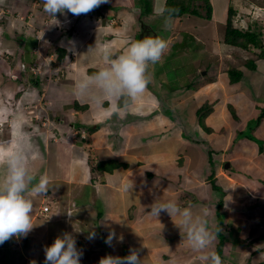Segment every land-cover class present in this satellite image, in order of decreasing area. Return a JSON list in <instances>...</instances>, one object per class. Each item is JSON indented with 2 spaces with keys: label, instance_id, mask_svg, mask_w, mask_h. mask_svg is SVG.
Returning <instances> with one entry per match:
<instances>
[{
  "label": "crops",
  "instance_id": "1",
  "mask_svg": "<svg viewBox=\"0 0 264 264\" xmlns=\"http://www.w3.org/2000/svg\"><path fill=\"white\" fill-rule=\"evenodd\" d=\"M231 1L210 0L212 17L208 23H202L198 18L206 19L205 17L194 14L173 17L174 21L169 31L164 30L168 32L166 37H163L168 43V49L162 60H172L181 54L193 57L188 51L190 47L188 44L191 43L211 47L210 53L206 55L215 61L221 58L223 47L226 50H231V53L234 54L235 46L224 42L227 20L225 31L222 32L220 21H215L216 6L222 2L225 10L230 6ZM236 1L238 3L241 0ZM140 2L143 5L139 4ZM196 2L203 7L204 2L201 0ZM232 2L234 4L235 1ZM150 3L152 5L151 12L150 7L148 8ZM157 3L158 0H108L107 3L101 4L87 14L75 16L66 11L65 14L57 13L55 18L44 12L43 0H41L40 8L37 9L36 14L39 19L35 25L36 29L29 30L28 34L21 36L23 50L27 59L33 60L34 52L44 45L48 43L53 45L59 41L64 45L67 43L66 55L64 51L60 52L58 58L61 61H66L67 57L68 61L78 64L74 69L66 67V70L73 73L74 77H77L76 79L90 75L89 73L92 74L106 63L99 52L101 46H109L112 57L116 58L126 50L131 42L140 37L139 33L144 25L141 20L145 21V13L142 14L144 7H147L148 15H150V17L145 16L150 19L148 24L159 20ZM202 7L200 11L204 16L206 7L205 5L204 9ZM234 8L237 13L235 5ZM193 16L196 17V20L192 18ZM185 18L189 19L185 20ZM235 25L237 26L236 21ZM148 26L150 27V25ZM56 39L59 40L55 41ZM221 40L222 42H220ZM89 48L93 49L88 51ZM39 51L41 52V50ZM231 53L226 54L225 57H230ZM46 57L53 59L55 54L46 52ZM257 57V60L254 61L256 67L252 70H258V72L251 76L248 74L251 68L248 70L246 66L236 67L243 72L242 79L235 82L236 84L231 81V78L224 82L218 75L210 83L204 81V77L201 79L203 83L198 86L197 91L192 92L193 96L196 97L201 91L208 92L216 88H220L223 95L216 96L212 101L205 100V102L210 101L214 104V110L206 116L205 119L208 123L204 122L205 126H198L196 120L197 122L193 125L194 136L191 135L190 130H187L185 118L172 122L170 116L167 115L168 112H164L167 111L164 110L165 107L169 108L163 100L165 97L168 99V93L183 94L182 92L185 91L184 94L188 95L190 88L173 86L171 84L175 81L164 80L161 77L159 79L162 81V88L158 91H151L148 85L142 97L131 104L134 106L130 105L127 108L130 110V114L125 116L122 114L126 109L116 111L107 102L103 104L102 108H95L90 100L75 95L74 86L71 84L69 90L66 91L69 92L68 97H73L74 102L81 100L78 101L80 104L89 106L85 110H76L74 106L67 105V108L72 107L67 112L68 115L73 116L74 121H70L72 118L68 116L70 128L60 131L64 135L74 131L75 135L74 129L77 123H80L78 118L84 125L100 124L99 128L89 136V139H85V142L82 143L72 137L68 140L61 139L59 135L56 142L50 143L46 130L37 121L32 122V115H24L26 114L25 105L21 106L22 110L10 105L9 110L14 113L15 118L22 116L25 122H31L29 125L27 123L24 125V131L29 133V139L33 146L30 153L33 161L29 163V169L34 168L35 171H38L37 169L43 168L42 172L44 173L45 167L47 171L55 172L54 177L57 180H63L61 182L72 186L74 194L80 192L78 198L83 191L86 195L84 199L80 198V200L69 197H66L64 201L61 200L65 207L59 214H55L52 208H47L48 211H45V214L38 215L34 207L31 215L35 226L26 236L19 238L14 236L0 244V264H45L44 249L50 246L57 236L64 232L73 234L78 248L79 243H83L84 239L88 237L89 231L96 232V235H99V240L86 239L88 249L81 256L80 264H99V260L106 255L125 257L130 254V249L138 250L142 264H206L200 258L205 253L195 251L187 239L182 238L183 230L180 231L178 228V217H171L167 212H161L156 219L148 213H150L154 202L174 199L182 208L191 206L195 215H206L210 227L215 230L220 225L219 218H217L220 200L224 199V205L220 210L225 218L223 225H227L226 213L230 211V202L235 199V192L240 194L239 197L242 195V200L236 199L231 204L236 202L235 204H242L244 208L246 204V207H249L248 210L255 215L252 218L247 217L248 224L240 228L241 234L231 223L233 229L238 230V234H235L233 239L237 243L248 241L251 247L253 245L259 247L256 244L261 243L263 246L261 248L264 250V240H262L264 239L262 238L264 236V144L261 147V144L259 146L256 140L246 136L238 141L241 132L238 133L239 131L237 132L234 127L235 121L238 123L241 121L239 126L242 127L251 119L258 117L261 111L259 113L256 111L258 109L256 105H258L257 100L262 96L264 106V94L259 93L264 81V57H261L260 53ZM91 69L93 70L91 71ZM205 71L207 70L205 69ZM166 76L169 75L165 74L163 78ZM176 83L178 84V82ZM35 89L39 92L37 86ZM59 94L60 92L57 90L55 95L59 97ZM40 99V96L37 97L36 94L35 100H31L28 106L34 104V107L39 108ZM191 100L194 102V99ZM241 103L246 108H242L240 112L237 106ZM10 104H12L11 100ZM194 105L195 111L192 114H195L193 116L196 117L199 106L195 102ZM230 105L234 109L236 108L238 120L234 118ZM56 106L58 105L52 107L57 109ZM150 108H155L156 116L151 117ZM255 111L257 116L254 117ZM30 112H34L35 116L38 115L34 108ZM229 112L230 120L226 117L224 121V116ZM133 114L136 118L128 120ZM215 114L220 116L222 121L219 120L215 124L210 123L212 119L214 122ZM139 117L141 122H138L140 123L138 129H135L133 126L136 125L135 121ZM150 119H152L151 122ZM52 123L59 130V121L56 120ZM152 124H154L153 127ZM31 125L33 126L31 127ZM110 125H114L115 129L109 128ZM208 127L211 131L208 130ZM174 130L176 132H172ZM253 130L259 136L258 139L264 141V118ZM112 131H115L113 135ZM10 132L12 136L9 137V141L13 140L14 127L10 129ZM102 134H107V138H104ZM82 135L85 137V134ZM116 135L121 137L119 143L116 141ZM39 137L40 142L37 141ZM110 159L126 163L127 166L119 165L111 171L106 169L100 171L98 162ZM226 161L230 162L232 168H236V173L231 172L236 178L234 180L228 179L229 176L222 175V168L226 169ZM212 170L216 172V181L222 187V191L211 185L209 176ZM238 171L245 172L247 178L244 179ZM66 173L68 177H66ZM0 178L3 177L0 176ZM57 182L59 183V181ZM131 182L133 187L129 190L127 185ZM35 202L34 200V205H36ZM201 202L203 205L196 209ZM211 206L216 208V222L213 215L209 214ZM229 214L231 213L229 212ZM90 224L94 228H89ZM123 226L125 230L121 232L120 229ZM111 231L115 232L116 238L111 242L114 246L108 248L105 241ZM100 237L104 239L102 240ZM231 241L227 238L223 255L220 256L224 263L226 262L224 258L229 254L228 251L232 244L234 246L236 244ZM218 242L219 239L215 235L210 249L205 251L216 252ZM89 248H93V250ZM97 248L102 250L101 255L97 256L94 253ZM78 249L80 250V248ZM231 258L234 256L231 255ZM230 262L233 264L232 261Z\"/></svg>",
  "mask_w": 264,
  "mask_h": 264
},
{
  "label": "rangeland",
  "instance_id": "2",
  "mask_svg": "<svg viewBox=\"0 0 264 264\" xmlns=\"http://www.w3.org/2000/svg\"><path fill=\"white\" fill-rule=\"evenodd\" d=\"M232 1H235L234 4ZM232 1H231L230 6L235 5L237 7V13L234 16V20L236 21L238 28L244 30L248 27V29H253V31H255L256 33L259 32L260 39L262 41L261 48H264V0H241L238 3L236 0H232ZM40 2L41 0H0V108H4L7 110L6 115L0 116V142L9 141L10 139L9 137L12 136L10 129L14 127V122L16 118L14 116V113L11 110H9V106L13 105L18 110H22L21 106L25 105L26 114L24 115L26 116L32 115L33 116L31 117V120L33 119L32 122L37 121L40 124V126L44 130H46V133L48 135V141L50 143L56 142L58 135L61 136L62 139L64 140H68L72 137L73 139L78 140V142L82 143V142H85V139H89V136L94 132L92 129L94 127L92 126L90 127L89 125H84V123L81 122V119L78 118V121H80V123H77L74 129L75 135H74V131L73 133L71 132L68 135H64L61 132L62 130L65 131L68 128H70V121H74L73 116L68 115V112H67L72 107L67 108L66 106L67 105L76 106V102H74V98L73 97L69 98L68 97L69 92L67 93L66 91L69 90V87L71 86V84H73L74 86L77 77H74L73 73H69V71L66 70V67H69L70 69L71 68L74 69L78 63L76 64L74 63V61H68V62L61 61L58 58V54H60L61 51H64V54L67 53L68 44L66 43L64 45V43L60 41L58 43H53V45H51L52 43H48L47 45H44L42 48H39L38 50L34 52L35 56L33 60L27 59L26 53L23 50V42H22L21 36L22 35L25 36L26 34H28L29 30L36 29L35 25L39 22V19L36 17V14H37V9L40 8V4H39ZM230 6H228V8H226L225 10L223 8L222 2H220V4L216 6L215 21H220L221 32L225 31V23L228 17ZM149 7L150 5H148V8ZM202 8L204 9L205 7H202ZM148 14L149 13L145 11L144 20L146 21V25H151L156 31V33L158 34V36L166 37L168 33L166 31H169V28L168 29L164 28L163 18L160 16L159 20L148 24V22L150 21V19L147 18V17H150V15ZM192 18L196 20L195 16H193ZM198 18L199 20H201L202 23L209 22L208 21L209 19L207 18L206 19H202L200 17ZM186 19H189V18H185V20ZM173 21H174V18H173ZM140 39L141 38L139 37L137 40H140ZM58 40L59 39H56L55 41H58ZM220 42H222V40ZM224 42L227 43L225 39H224ZM188 45H190L188 51L189 53H191V55H193V57L185 55V54H181L177 57H174L172 60H166V59L162 60L161 59L155 65L150 66V71L153 73L154 78L152 77V80L149 86H150L151 91H158L160 88H162V85H161L162 81L159 79L161 77L164 80L167 79L169 81H175V83L172 82L171 84L173 86H178V87L187 86L190 88L188 95H186V93L184 94L185 91L182 92L183 94L179 92L168 93V99L170 102L168 101L166 97L165 98L167 100L165 98H163V100L165 101V104L169 106V108H166V107L164 108V110H167L164 112L165 113L168 112L167 115L170 116V119L172 120V122L173 120L174 121L178 119L182 120L183 118H185L186 123H187L186 124L187 130H190L191 135L194 136L193 134L195 132V129H193L194 123L198 121L197 122L198 126L201 125L198 114L196 113L197 115L196 117L193 116L195 114H192L195 111L194 102L199 107L206 105V104L212 105L210 101H212L213 98H215L216 96L220 97L223 95L222 90L220 88H216L215 90H210L208 92L201 91L195 97L193 96L192 92L197 91L198 86H200V84L197 85V83L201 81L203 77H204V81H206L207 83H210L212 82V80H215L217 75L219 76V78H222L224 82L225 81L227 82L228 79L232 78L231 74L229 73V70L237 66H246L248 70L249 68H251V70L248 71V74L251 76L253 73L258 72V70L257 71L252 70L254 68L251 67L250 62L255 61V59L257 60V58H259L257 57V55L260 53V47H257L251 43L249 47L247 48L233 45L235 46L234 54L231 53V50H226L223 47L221 49V52H222V54L220 55L221 58L218 61H215L214 59H209L210 57L206 55L210 53L211 47H208L207 45H203V44H196V43L194 44L191 43ZM39 50H41V52ZM46 52L55 54V57L53 59L46 57ZM69 53H71V51H69ZM228 53H231L230 57H227V56L225 57V55ZM168 59H171V58L168 57ZM166 64L168 65L166 66ZM166 67H167V70H166ZM14 68L17 70L19 68L21 69L25 68L23 75L20 76L21 74L19 75L18 73L19 70L15 72ZM205 69L207 71H205ZM92 70L93 69H91V71ZM220 73H223V74L219 75ZM165 74H168L169 76H166V78H163L165 77ZM35 80H38V82L35 83ZM245 81H247V79H245ZM176 82H178V84ZM234 84L236 83L234 82ZM35 86L38 87L39 92L35 89ZM57 90H59L60 92L59 97L55 95V92ZM259 93L264 94V81L262 82L261 90L259 91ZM36 94H37V97L40 96L41 98L39 100L40 107L39 108L34 107V104H31L30 106H28L31 100H35ZM191 99H194V102ZM206 99H209L210 101L205 102ZM10 100L12 101V104H10ZM78 101H81V100H78ZM257 101H258V105H256V107L258 109L256 111L259 113L260 111L264 110V106L262 102L263 96L260 97V99ZM56 104L58 105L56 106L57 109L52 107ZM131 106H134V105H131ZM243 106L244 105L242 103L239 106H237L240 112L242 108L244 109L246 108ZM33 108L37 110V114H38L37 118L34 117V112L30 113L29 111ZM212 110H214V104L212 106ZM212 110L210 111L209 109L210 113L212 112ZM234 110L236 112V108ZM155 111H156L155 108L154 109L150 108V112L152 115L151 117L157 115ZM228 111H229V108H228ZM256 111L254 113V117L255 115L257 116ZM128 114H130V110L126 109L125 111H123L122 116H125ZM68 116L72 118L70 121L67 120ZM229 116H231L230 112L226 116H224L223 120L225 121L226 117H228L229 119ZM233 116L236 120H238L237 113L233 114ZM135 118L136 116L133 114L129 117L128 120H132ZM152 119H150V122L152 121ZM56 120L59 121L60 123L59 130H57V127L52 123L54 121L56 122ZM138 120L135 121L136 125L133 126L135 129H138V125L140 124L138 122H141L140 117ZM219 120L222 121V118L218 116L217 114H215L214 122L212 119L210 120V123L215 124V122ZM204 122H206V119H204ZM25 123H27L28 125L31 124V122L30 123L25 122ZM239 123H241V121ZM239 123L237 121L234 122L235 130H237V132L239 131L238 133L241 132L238 136V141H240V138H242L243 136H246L249 138L251 135L256 136L257 138L259 137L257 134L254 133V130H253L254 128L257 127V123H258L257 118L251 119L250 122H248L242 127L239 126ZM32 126L33 125H31V127ZM151 126L153 127L154 124H152ZM108 127L109 128L112 127L115 129L114 125H110ZM241 129L243 130L241 131ZM82 132L85 133V137L82 135ZM172 132H176V130ZM114 133L115 131H112V135ZM102 135L104 138H107L108 136L107 134H102ZM115 137H116L117 142L120 141L121 137L119 135H116ZM37 141L39 142L41 141L40 137L38 138ZM257 143L259 144V146L261 144V147H263L262 145L264 144V141L258 140ZM32 161H33L32 156H29L28 168H30L29 163ZM231 168H232L231 166L226 169L222 168V171H223L222 175L229 176L228 179L234 180L236 178H234L233 176L234 174L231 172L236 173V168L234 167L232 169ZM0 170H1L0 176L3 177L4 169L0 167ZM37 170L38 171H35L34 168L29 169L30 173L34 177H36V179L33 180L32 185H35L36 183H38L41 176H46L49 180V190L44 195L33 197V199L36 201L35 202L36 205H34V207L36 208L38 215L42 213L45 214V211H48L47 208H52L55 214H59V212L63 210V207H65L64 203L61 200L64 201L66 197H69L70 199L77 198V200H80V198L81 199L85 198L86 194L84 193V191L81 193V195L78 198V195L80 194V192H76L74 194L72 191L73 190L72 186H69L64 182H61L63 180H57V178L54 177L55 172L51 173L50 171H47L45 167H44V173L42 172L43 168L37 169ZM238 173H240V175L244 179L247 178V175L245 172L238 171ZM65 175L66 177H68L67 173ZM236 176H239V175L236 174ZM57 181H59V183ZM238 195L240 194H237V192H235L234 194L235 199H233L232 201L236 199L242 200V195L241 197H239ZM231 202H230V211L226 213L227 225H222V226H223V230L226 233V237L229 240L231 239L232 240L231 242H234L236 244L235 246L232 244L231 248L233 247V249L232 250L231 248L229 249L228 251L229 254H227L224 258L226 262L224 263V261L222 260L223 264H231L230 261H232L233 264H264V250L262 249L263 246L261 243L256 244L260 248L253 245L255 246V248L252 250L253 246L251 247V245L248 244V241L237 243L235 242V239H233L234 235L238 234V230H239V233L241 234L240 228L248 224L247 217L252 218L255 215V213L250 212L248 210L249 207H246V204L244 208L242 204H235L236 202L234 204H231ZM201 205H203V202L198 204L196 209H199ZM215 209L216 208L211 206L209 214L213 215V219L216 222ZM229 212L231 214H229ZM260 217L263 218L262 216ZM217 218H219V216H217ZM231 223L235 225L236 229L238 230H234L233 225H231ZM92 227L93 225L90 224L89 228H92ZM124 230L125 229L123 226V228L120 229V231L124 232ZM245 233H248V232H245ZM219 236H220V232L216 234V237L219 238ZM247 236L248 235L246 234L245 237L247 238ZM262 238H264V236ZM86 239L90 240L87 237L84 239L83 243H79V246H78V248H80V250L82 251V255H84L85 251L88 249V245H87L88 241ZM100 239H102V237H100ZM92 240L94 241L99 240L98 235H95V238ZM250 240L249 242H251ZM107 246L109 248V246H114V244H111V245L107 244ZM89 249L93 250V248H89ZM94 253L97 256L99 254L101 255L102 250L97 248L95 249ZM231 255L234 256V258H231ZM84 264H87V263H84Z\"/></svg>",
  "mask_w": 264,
  "mask_h": 264
},
{
  "label": "clouds",
  "instance_id": "3",
  "mask_svg": "<svg viewBox=\"0 0 264 264\" xmlns=\"http://www.w3.org/2000/svg\"><path fill=\"white\" fill-rule=\"evenodd\" d=\"M107 2L108 0H43V10L55 18L57 13L65 14L66 11L79 16ZM177 11L167 5V0H158L157 14L163 18L165 29L171 27L173 15ZM141 21L144 24L139 33L141 39L131 42L116 58L112 57L109 46L103 45L99 48L105 65L90 75L76 79L75 95L90 100L97 109L102 108L107 102L116 111L127 109L142 97L152 80L150 66L162 59L168 49V43L163 37L158 36L151 25L149 27L145 21ZM92 49L89 48L88 51ZM66 61L68 62L67 57ZM6 114L7 110L0 108V116ZM37 116L34 115L35 118ZM24 125L22 116H17L13 140L0 142V167L4 169L3 178L0 179V244L14 236L17 238L26 236L33 229L35 226L31 215L34 209L33 197L44 195L49 190V180L46 176H41L38 183L32 185L36 177L29 171L28 159L33 146L29 133L24 131ZM93 126L95 132L100 124ZM101 161L107 160H100L98 164ZM132 187V182L127 185L129 190ZM161 212L179 218L178 228L180 231L183 230L182 238H186L195 251L205 253L200 257L201 260L206 264H223L217 252L205 251L210 249L216 233L221 231L220 226L213 230L206 215H195L191 206L182 208L174 199L154 202L148 214L157 219ZM223 232L225 233L224 230ZM95 235L94 231H89L88 238L94 239ZM114 238L116 234L111 231L105 242L111 245ZM44 251L45 264H80L82 256V251L77 248L76 238L68 232L57 236ZM99 264H142V259L138 250L130 249V254L125 257L106 255L99 260Z\"/></svg>",
  "mask_w": 264,
  "mask_h": 264
},
{
  "label": "trees",
  "instance_id": "4",
  "mask_svg": "<svg viewBox=\"0 0 264 264\" xmlns=\"http://www.w3.org/2000/svg\"><path fill=\"white\" fill-rule=\"evenodd\" d=\"M142 1H144V0H142ZM196 1L197 0H167V5L170 8H174V9L178 10L176 13H174L173 17H180V16H184V15L194 14V15H199V16L205 17L207 19H210L212 17V5H211L210 0H201L202 2H204V5L207 9L206 15H204V16L202 15V13L200 11L202 5H200ZM139 4H142V2H140ZM204 5H203V7H204ZM151 6L152 5L150 3V8H149L150 12L152 11ZM144 8L145 9H142L143 10L142 14L145 13V11L148 12L147 7H144ZM235 14H236V10H235L234 6H230L229 12H228V18H227L225 41L228 44L246 47V48L249 47V45L251 43V44L261 48L262 47L261 46L262 41L260 39V33L259 32L256 33L255 31H253V29L242 30V29H239L238 27H236L235 21H234ZM261 49H262V51L260 52V56L264 57V48H261ZM61 53H63V51H61ZM167 65L168 64H166V66ZM250 65L252 68L256 67L254 64V61H251ZM22 69L19 68L18 69L19 71H18L17 69L14 68V71L15 72L18 71L19 75L21 74L20 76H22L25 68L23 70ZM229 73L232 76V78H231L232 82L240 81L243 77V72L241 70L236 69V67L231 68L229 70ZM152 77L154 78L153 73H152ZM37 82H38V80H35V83H37ZM201 83H203V80L199 81L197 83V85H199ZM75 102H76V106L74 105V107L77 110H85L88 107V105H86V104H80L78 101H75ZM212 106H213V104L212 105L206 104V105H203L197 109V114L199 116L201 126H205L204 119L206 118V116H208L210 114V111L212 110ZM209 109H210V111H209ZM230 109H231V111H233V114L236 113L232 105L230 106ZM263 118H264V110L261 111V113L258 115L257 122L259 123L261 120H263ZM92 129H93V131L95 130L94 128H92ZM208 130L211 131V129H209V127H208ZM250 138H252L256 141H258V140L260 141V139H258L256 136H253V135H251ZM119 165L127 166L126 163H122V162H119L116 160H107V161H101L98 165V169H100V171H103L104 169L111 171L116 166H119ZM209 178H210V181L212 183V186L215 189L222 191V187H220L217 184L216 172L214 170H212V173L209 176ZM223 205H224V199L222 198V200H220V202H219V208L221 209V207ZM220 209H218L217 212H218V216H219V224H220L219 226L221 228V231H220L219 242L217 245L216 252L220 256H222L223 252H224V246H225V243L227 241V237H226V234L223 232L222 227H221L223 225V223L225 222V218L222 217L224 215Z\"/></svg>",
  "mask_w": 264,
  "mask_h": 264
},
{
  "label": "water",
  "instance_id": "5",
  "mask_svg": "<svg viewBox=\"0 0 264 264\" xmlns=\"http://www.w3.org/2000/svg\"><path fill=\"white\" fill-rule=\"evenodd\" d=\"M225 166H226V167L230 166V162H227Z\"/></svg>",
  "mask_w": 264,
  "mask_h": 264
}]
</instances>
